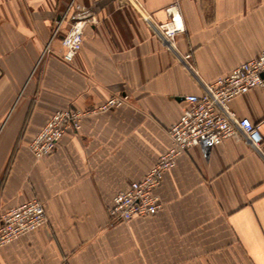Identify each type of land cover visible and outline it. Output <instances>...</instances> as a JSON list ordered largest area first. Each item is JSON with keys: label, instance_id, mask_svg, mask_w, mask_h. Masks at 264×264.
Wrapping results in <instances>:
<instances>
[{"label": "crops", "instance_id": "obj_1", "mask_svg": "<svg viewBox=\"0 0 264 264\" xmlns=\"http://www.w3.org/2000/svg\"><path fill=\"white\" fill-rule=\"evenodd\" d=\"M71 1L89 8L71 62L62 58ZM176 3L184 31L158 25ZM173 43V44H171ZM264 52V0H0V215L31 199L40 229L0 247V264H264V87L230 102L259 126L253 147L227 139L177 157L156 189L152 217L116 222L113 198L170 149L166 130L184 97ZM189 56V57H187ZM116 109L84 116L56 149L30 144L58 110Z\"/></svg>", "mask_w": 264, "mask_h": 264}, {"label": "built area", "instance_id": "obj_2", "mask_svg": "<svg viewBox=\"0 0 264 264\" xmlns=\"http://www.w3.org/2000/svg\"><path fill=\"white\" fill-rule=\"evenodd\" d=\"M134 1L115 0L119 9ZM165 12L168 20L159 24L158 29L163 36L173 41L177 34L184 31L177 4H170L165 8ZM62 22H67L61 39L62 58L71 62L81 47L84 28L96 24V18L89 8L71 1L57 23L55 34ZM257 87H264V52L208 84L202 94L185 96L187 106L182 116L166 130L171 140L170 149L159 156L141 180L131 182L114 196L113 204L108 209L109 218L116 222H128L157 214L162 204L155 192L163 174L175 166L178 156L193 146H199L207 153L223 141L234 139L246 141L255 148L259 147L262 143L259 126L247 118H238L230 109L233 99ZM124 101L125 97H113L95 110L56 111L30 144L34 158L40 159L51 154L66 131L79 130L84 116L116 109L122 106ZM46 223L44 207L37 199H31L10 209L0 215V247L42 228Z\"/></svg>", "mask_w": 264, "mask_h": 264}]
</instances>
